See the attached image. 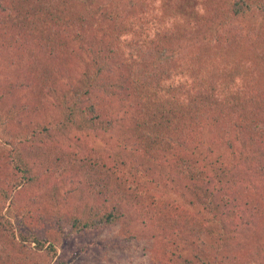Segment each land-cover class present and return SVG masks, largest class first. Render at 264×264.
Masks as SVG:
<instances>
[{
	"label": "rangeland",
	"instance_id": "obj_1",
	"mask_svg": "<svg viewBox=\"0 0 264 264\" xmlns=\"http://www.w3.org/2000/svg\"><path fill=\"white\" fill-rule=\"evenodd\" d=\"M223 1L217 3L227 11ZM111 6L110 1L101 0L93 10L99 16L108 15ZM102 9L105 13H100ZM215 14L211 12L212 16ZM54 28L45 37L41 36L39 42L20 41L11 33L5 42L0 43V94L14 87V94L11 95L20 108L9 133L0 130V264H188L196 244L208 248L209 238L195 236L194 220L207 223L210 213L205 212L201 205H191L190 197L181 195V190L177 192L169 174L173 167L188 160L193 152V160L208 158L212 164L208 170L211 177L206 186L208 190L223 195L220 191L223 185H231L232 191L239 190L247 180H252L264 200V164L252 165L246 154L240 156V153H247L257 146L262 150L264 134L253 137L244 127L236 129L241 130L242 142L234 153V149L221 141L225 134L222 136L219 130L212 128V122H208L209 125L202 129L204 134L201 135L200 146L194 144L190 147L183 143L188 149L183 158L177 152L167 151L162 157L151 160L147 154H141L145 151V131L138 130V125H142L139 121L142 113L139 98L125 95L121 90L113 94L100 87L92 97L82 98L81 104L85 112L83 117L86 120L95 118V124L91 122L89 128L59 124L58 120L64 122L67 117L61 105L67 102L64 91L71 82H76V78L80 79L79 71L87 67L88 57L73 32L67 33V28L60 25ZM190 35L189 42L183 41L179 50L181 55H186L193 45H197L195 40L202 37L198 33ZM211 35L213 37L214 33ZM48 45H55L54 54L50 53ZM44 61L48 70L41 64ZM261 80L264 84V77ZM55 89L57 92H54ZM31 92L35 105L30 107V111L26 108L29 112L23 111ZM193 96L194 93L188 103L197 101ZM3 99L8 100L6 96ZM154 108L159 113L161 106L157 103ZM184 111L185 106L180 109L177 118L173 111L168 113L167 125L175 119L179 123V116ZM149 114L152 122L160 120V123H165L161 119L162 112L156 114L158 117L150 112L146 115ZM187 116L185 113L184 118ZM184 118L180 125L176 122L171 125L176 128L177 133H173L175 138H181L177 128L184 134L186 131L183 128L188 130L187 134L193 130ZM48 120L54 121L53 127L49 132L43 130L40 133V128ZM231 129L229 136L232 140L236 136L235 129ZM14 147L15 150L19 147L16 157L20 155L22 160L17 163L24 171L17 168L12 154ZM25 175L32 176L34 180L22 182ZM13 180L17 186L13 185L16 183ZM246 187L247 190L254 188L251 185ZM251 193L257 198L256 189ZM6 194L10 195L9 199ZM12 199L19 206L16 210L9 206ZM150 204L151 208L167 212L165 219L168 216L169 220L163 222L164 227L151 220L157 212L148 209ZM113 205L120 206L125 212L122 217L124 222L104 229L97 237L101 240L96 243L95 249L80 251L73 249L74 245H66L64 228L59 226L61 222L58 219L62 217L70 221L74 216L86 217L92 207L110 210ZM261 206L264 208V203ZM235 207L232 202L226 206L229 222L240 215ZM253 227L246 224L240 228L246 239H249ZM22 234L39 237L40 245L24 239ZM78 239L80 237L75 238L73 244L76 245ZM260 244L242 241L239 253L246 254L245 258L250 260L246 264H255L254 255L261 250Z\"/></svg>",
	"mask_w": 264,
	"mask_h": 264
},
{
	"label": "trees",
	"instance_id": "obj_2",
	"mask_svg": "<svg viewBox=\"0 0 264 264\" xmlns=\"http://www.w3.org/2000/svg\"><path fill=\"white\" fill-rule=\"evenodd\" d=\"M106 1L112 4L109 14L99 16L93 9L101 0H0V43L5 42L11 33L20 41L39 42L41 36L45 37L46 33L55 29V25L66 27L67 33L73 32L81 42L88 57L87 67L79 71L80 79L76 78V82H71L64 91L63 96L67 102L61 105L67 117L64 122L58 120L59 124L63 127L72 124L89 128L96 122L95 118L86 120L83 117L85 112L81 104L82 98L92 97L100 87L113 94L121 90L125 95L132 94L139 98L142 111L139 121L142 125H138V130L145 131V151L141 154H147L151 160L162 157L167 151L177 152L183 158L188 154L183 143L190 147L194 144L200 146L201 135L204 134L202 129L209 125L208 122H212V128L219 130L222 136L225 134L226 137L221 141H225L228 148L234 149V153L242 142L241 130L236 129L244 127L253 137L264 134V84L261 82L264 77V2L225 0L223 2L228 8L225 11V7L217 3L219 0ZM211 12L217 14L212 16ZM100 13H105V9ZM60 30L66 31L64 28ZM190 33L202 34V37L195 40L197 45H193L186 55H181L179 50L183 41H190ZM195 42L191 41L192 44ZM48 46L50 53L54 54L55 45ZM41 64L49 69L45 61ZM14 90V87H10L8 92L0 94V130L7 134L20 111L15 97L11 95ZM192 92L197 101L188 103ZM32 94L27 106H24L29 111L35 105ZM3 96L8 100L4 101ZM157 103L161 106L159 113L154 108ZM183 106L185 111L179 116V123L176 119L169 123L180 125L186 113L188 116L184 121L193 130L187 134L188 130L183 128L186 131L184 134L177 128L181 137L178 139L173 134L176 128L167 125L166 116L173 111L177 118ZM186 108H189L188 111ZM147 112L153 115L162 112L161 119L166 124L160 123V120L152 122V116L146 115ZM53 123L48 120L39 132H49ZM231 128L236 133V138L232 140L229 136ZM12 150L14 160L20 163L22 158L20 155L16 157L19 147ZM193 154L182 164L173 167L169 174L177 192L181 190V195L190 197L191 205H201L205 212L210 213L207 223L194 220V234L200 239L209 238L208 248L196 244L188 264H235L237 260V264H246V254L239 253L243 240H249L250 244L261 243V250L255 253L254 262L264 264V208L261 206L264 200L256 188L257 184L247 180L239 190L233 191L231 185H223L220 190L223 195H217L214 190L210 191L206 187L211 181L208 172L212 166L210 160H193ZM244 154L252 161V165L264 164V148H250L247 153H240V156ZM19 163L17 168L24 171ZM220 168L225 171L223 166ZM216 176L219 178V174ZM32 180V176L25 175L22 178V182ZM13 185L18 184L16 182ZM246 185L256 189L258 199L253 197V189L247 190ZM5 196L10 198V195ZM231 202L240 215L229 222L226 206ZM15 203L12 199L9 206L16 210L19 206ZM149 206L148 209H154L151 204ZM154 210L157 214L151 220L164 227L165 221L169 220L168 216L165 219L167 212ZM124 214L120 206L113 205L110 210L92 207L86 217L74 216L70 221L62 217L57 219L61 222L59 226L64 228L66 245H74L75 250L91 251L101 240L97 238L98 235L109 226L124 222ZM246 224L254 226L249 239L240 229ZM22 236L26 240L41 243L35 235ZM77 237L80 239L75 245L73 240Z\"/></svg>",
	"mask_w": 264,
	"mask_h": 264
}]
</instances>
